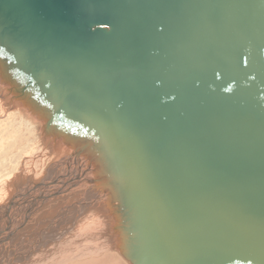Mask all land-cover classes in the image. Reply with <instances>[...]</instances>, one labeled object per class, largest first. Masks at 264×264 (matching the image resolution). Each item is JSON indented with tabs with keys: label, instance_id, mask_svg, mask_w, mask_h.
Here are the masks:
<instances>
[{
	"label": "water",
	"instance_id": "water-1",
	"mask_svg": "<svg viewBox=\"0 0 264 264\" xmlns=\"http://www.w3.org/2000/svg\"><path fill=\"white\" fill-rule=\"evenodd\" d=\"M0 94L127 264H264V0H0Z\"/></svg>",
	"mask_w": 264,
	"mask_h": 264
},
{
	"label": "rangeland",
	"instance_id": "rangeland-1",
	"mask_svg": "<svg viewBox=\"0 0 264 264\" xmlns=\"http://www.w3.org/2000/svg\"><path fill=\"white\" fill-rule=\"evenodd\" d=\"M18 113L15 107L9 109L7 101L0 94V237L7 229L6 226L9 225L6 234L9 237L7 236L5 241L0 244V264H9L8 258L16 256L17 260L23 264H60L61 262L62 264H127L113 249L115 245L110 236L108 222L106 228L104 226L106 220H104L99 203L87 204L89 200L79 196V191L73 194L71 192L73 189L70 190V188L68 189L72 194L65 189L62 195L58 197L54 195L53 198H50L46 193L39 201H35V199L33 201L32 196L27 194L37 185H46L48 189H51L60 179L66 178L67 175L71 176L73 171L72 169L62 170L58 175L60 179L58 177L54 179V176L60 171L57 168L60 160L70 152L57 154L56 149L52 148H57L59 145L51 148L42 145V140L39 141L36 136L39 128L31 127V123H27ZM54 167L58 170H55ZM51 168L54 170L52 171ZM12 178L13 181L10 183H13L14 186H10L8 192L4 191L6 190L3 186L5 180H12ZM26 181L29 182V185L25 183ZM32 184H36V186ZM69 184L75 186L78 184V180H71ZM22 185L23 189L26 187L24 190L21 189ZM37 189L41 191V187ZM16 197H19L21 202L23 201L21 205L24 204V208L21 206L17 210L13 209V201ZM59 209L61 210L59 211ZM9 216V223H6ZM72 216L74 219L77 218L75 219L76 223L79 220H84L87 216L85 222L95 219L97 223H101V226L94 231H92L93 229L83 230V234L82 227H78L80 232L75 230V234H73L71 231L74 228ZM59 217L60 219H58ZM5 223L7 225H4ZM83 228L85 229L84 226ZM60 236H62L61 239ZM31 240L34 241L38 250L32 252L28 249ZM9 241L11 243L7 244ZM85 250H87V255L82 256V252Z\"/></svg>",
	"mask_w": 264,
	"mask_h": 264
},
{
	"label": "bare ground",
	"instance_id": "bare-ground-1",
	"mask_svg": "<svg viewBox=\"0 0 264 264\" xmlns=\"http://www.w3.org/2000/svg\"><path fill=\"white\" fill-rule=\"evenodd\" d=\"M33 146V145H32ZM78 148H80V146H78ZM52 149H56V153L57 154H62V153H64V152H68L67 151V149H65V148H62V147H57V148H52ZM88 162H87V160L86 159H84L82 156L81 157H77L76 155H73V154H68L67 156H65V157H63L61 160H60V163H59V165H58V167L57 168H59L60 169V171L54 176V179H55V177H58L59 178V174L62 172V170H67V169H72V175L71 176H69V175H67L66 176V178H64V179H60V181L59 182H57L55 185H54V187L53 188H51V189H48L47 188V186L46 185H37L36 186V184H32L33 186H36V187H31L30 189H31V191L29 190V192L27 193V194H30L31 196H32V198H33V201H34V199H35V201H39V199L42 197V195H44V194H46L47 193V196L48 197H50V198H53V196L54 195H56V197H58V196H60V195H62L64 192H65V189H66V191L68 190L69 192H70V190L71 189H73V191H71L73 194H76V192L77 191H79V196H81V197H85V195H84V193L83 192H87V189H83V190H81L80 188H79V184H77V185H75V186H72V185H70L69 183H70V181L71 180H78L77 179V173H78V170L80 169V168H77L76 166H85L86 164H87ZM52 169V168H51ZM54 169H55V167H54ZM54 169H52V171L54 170ZM55 170H58V169H55ZM55 172V171H54ZM53 172V173H54ZM50 175V174H49ZM51 175H52V173H51ZM14 178V177H13ZM13 178H12V180H10V179H7V180H5V185H3L4 186V188L6 189V190H4V191H6V192H8V190H9V187L11 186H14V184L13 183H10V182H12L13 181ZM57 178V179H58ZM15 179H17V177H15ZM56 179V180H57ZM44 182L46 183V181L44 180ZM26 184H28L29 182H25ZM53 184V183H52ZM29 185V184H28ZM38 187H41V191H39L37 188ZM51 187V186H50ZM26 188V187H25ZM24 188V189H25ZM28 188V187H27ZM68 188H70V190L68 189ZM21 189H23V185H22V187H21ZM23 189V190H24ZM28 191V190H27ZM68 192V193H69ZM70 192V193H71ZM71 193V194H72ZM23 202V201H22ZM21 199L19 198V197H16V199L13 201V209L15 210H17V208L19 207V208H21V206L24 208V204L23 205H21ZM79 204V203H78ZM87 204H90V203H87ZM79 206V205H78ZM83 206H84V204H83ZM97 207H99V206H97ZM25 208H27V207H25ZM29 208V207H28ZM64 208V207H63ZM31 209V208H30ZM66 209V208H65ZM61 209H59V211H60ZM64 210V209H63ZM66 211H67V209H66ZM73 211V210H72ZM22 212V211H21ZM20 212V213H21ZM28 212V211H27ZM27 212H26V214H27ZM64 212V211H63ZM75 213H76V211H74ZM79 212V211H78ZM25 213V212H24ZM58 213V212H57ZM70 213V212H69ZM72 213V212H71ZM87 213V212H86ZM62 214V213H61ZM81 214V213H80ZM15 215V214H14ZM57 215V214H56ZM64 215V214H63ZM65 215H68V214H66L65 213ZM69 215H71V214H69ZM74 215V214H73ZM55 216V215H54ZM58 216H59V214H58ZM79 216V215H78ZM21 217V216H20ZM53 217V216H52ZM55 218H56V216H55ZM71 218H73V216L71 217ZM86 218H87V216H86ZM86 218H84V220H79L77 223H76V221H75V219H77V218H73L74 220H72V224L74 225V228L71 230L72 231V233L73 234H75V230L76 231H79V228L78 227H82V231L84 230V231H90V229H93L92 231H94L95 229L97 230V227H100L101 226V223H97V221L94 219V220H92V221H90V222H85V220H86ZM58 219H60V217L58 218ZM65 219V218H64ZM9 220H10V216H9V218H8V220L6 221V223H9ZM16 220V219H15ZM50 220V219H49ZM56 220V219H55ZM20 221H21V219H20ZM48 221V220H47ZM54 221V220H53ZM63 221V220H62ZM64 221H66V220H64ZM18 222V221H17ZM4 224V225H7V224ZM64 223V222H63ZM72 224H70V226L72 225ZM47 225V224H46ZM54 225H57V224H54ZM59 225V224H58ZM72 225V226H73ZM52 226V225H51ZM83 226L85 227V229L83 228ZM7 227V229H5L4 230V232H3V234L1 235V237H0V244H2V242L3 241H5V238H7V236L8 235H6L7 234V232H8V228H9V225H7L6 226ZM16 227V226H15ZM12 228V227H11ZM55 228H57V227H55ZM41 229V228H40ZM60 229V228H59ZM59 229H57V230H59ZM12 230V229H11ZM16 230V229H15ZM15 230H13V231H15ZM51 230H52V228H51ZM61 230V229H60ZM64 230V229H63ZM67 230V229H66ZM69 231V230H68ZM84 231L82 232V234L84 233ZM91 231V232H92ZM56 232V231H55ZM80 232V231H79ZM39 233V232H38ZM62 233V232H61ZM90 233V232H89ZM88 233V234H89ZM72 236H74V235H72ZM9 237V236H8ZM37 237H39L38 235H37ZM64 237V236H63ZM35 238V237H34ZM43 238V237H42ZM60 239L62 238V236H60L59 237ZM58 238V239H59ZM30 239V238H29ZM32 239V238H31ZM59 239V240H60ZM13 241H14V239H12ZM8 241V240H7ZM16 241V240H15ZM26 241V240H25ZM38 241V240H37ZM36 241V242H37ZM47 241H48V239H47ZM51 241V240H50ZM35 242V243H36ZM39 242V241H38ZM49 242V241H48ZM8 243H11V241H9V242H7V244ZM6 244V245H7ZM19 244V243H18ZM57 244V243H56ZM55 244V245H56ZM6 245L4 246V247H6ZM13 245V244H12ZM16 245V244H15ZM24 245V244H23ZM3 247V248H4ZM14 247V246H13ZM17 248V247H16ZM15 248V250L17 251V249ZM28 249H30V251H32L33 252V250H38L37 249V247H35V245H34V241L33 240H31V242L28 244ZM77 249V248H76ZM8 251V250H7ZM77 251V250H76ZM6 252V251H5ZM12 252V251H11ZM87 250H85V251H83L82 252V256H85V255H87ZM89 252V251H88ZM10 253V252H9ZM24 253V252H23ZM89 253H91V252H89ZM88 253V254H89ZM6 254V253H5ZM11 254V253H10ZM14 254V253H13ZM3 255V254H2ZM12 255V254H11ZM25 255V254H24ZM69 255V254H68ZM74 255H76V254H74ZM4 256V255H3ZM28 256V255H27ZM70 256V255H69ZM69 256H65V257H69ZM23 257V256H22ZM30 257V256H29ZM26 258V257H25ZM9 259V264H21L20 263V261H18L17 259V256L16 257H14V258H8ZM80 259V258H79ZM82 260V259H81ZM46 261V260H45ZM48 261V260H47ZM46 261V262H47ZM52 261V260H51ZM80 261V260H79ZM40 262V261H39ZM64 262V261H63ZM24 263H26V262H24ZM53 263V262H52ZM23 264V263H22ZM54 264V263H53ZM60 264H62V262L60 263Z\"/></svg>",
	"mask_w": 264,
	"mask_h": 264
}]
</instances>
